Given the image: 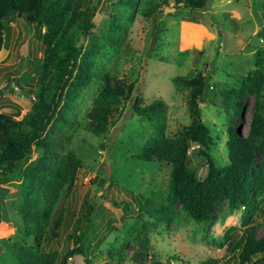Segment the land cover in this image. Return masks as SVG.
Here are the masks:
<instances>
[{
    "label": "rangeland",
    "instance_id": "obj_1",
    "mask_svg": "<svg viewBox=\"0 0 264 264\" xmlns=\"http://www.w3.org/2000/svg\"><path fill=\"white\" fill-rule=\"evenodd\" d=\"M145 1L136 0L132 4L130 0H65L66 7L70 8L66 10L65 23L72 16V10L79 8L80 15L70 34L77 36V46L82 48V56L93 59L98 55L100 65L104 63L115 79L132 83L133 95L141 99L142 107L162 102L164 135L167 137H179L183 128L192 121L189 91H177L172 79L191 72L210 76L213 85L210 99L205 104H198L202 121L209 128L208 152L217 168L224 171L230 165L229 128L246 138L254 112L257 111L264 119V0H214L210 8L204 6L198 10H190L183 3L176 5L174 0L168 1V4L164 0H152L160 6L148 18L140 12ZM165 8L169 9L168 12H165ZM83 13L92 15L91 23L94 25L86 37L79 31L84 20ZM4 24L6 31L3 35L5 46L0 52V89L9 83L8 79L12 76L16 82L10 84L14 89L12 93L4 92L0 96V114L9 115L24 124L41 90L46 89L47 100L55 91L51 68L36 87L24 85L32 81L30 73L35 72L44 58L43 41L47 28L43 25L39 30L38 26L20 17L7 20ZM258 33L261 45L250 47L249 42ZM112 36L113 44L107 39ZM79 63L80 58L76 66ZM22 75L24 78L20 81ZM244 80H247L249 88L244 109L234 117L232 123L233 118L225 114L222 101L226 93L238 91L244 85ZM99 89L100 82L95 78L83 85L77 82L71 92L70 87L66 88L54 119L58 120L55 132L66 133L65 150L80 158L82 164L73 187L69 188V184L64 187L49 225L38 242L43 246L50 238L61 207L81 214L86 193H90V202L95 207L93 224L84 225L81 229L83 233L88 229L86 238L82 239L89 246V256L74 255L65 264H133L132 243L125 246L122 254L116 252L124 230L137 222L138 216L136 213L125 215L122 209L112 205L111 199L134 202V195L154 194L164 198L169 193L170 164L144 163L134 158L155 134L157 122L134 113L131 110L133 101L121 102L122 112L116 115L114 125L106 134L97 137L84 130L87 114ZM16 114L18 116H14ZM63 117L75 119L76 122L66 125L62 122ZM255 146L260 149L255 171L264 178V136L259 137ZM198 151V147L190 143L187 165L196 179L203 181L207 164ZM38 157L39 151L33 147L28 160L19 165L14 174L0 175V188L7 190L4 204L0 202V264H15L10 250L12 243L21 242L34 247L38 244L34 237H25L19 215V208L25 202L21 192L25 170ZM103 178L109 182L103 190L106 198H102ZM5 195L0 190V197ZM258 199L264 211V196ZM131 207L135 208V202L131 203ZM177 211L175 222L160 225L150 233L147 251L150 260L154 257L161 264H166L169 257H174L177 261L171 264H205L208 259H220L224 255L223 260L229 258L227 241L223 242V237L228 231H234L232 236L238 235L244 228V206L232 210L228 200L223 201L208 227L188 218L181 206L177 207ZM252 221L258 224V238L262 237L264 215L258 212ZM70 227L59 234L52 243L53 248L50 245L41 248L45 253L52 251L58 254L54 264L62 263L65 249L76 248L73 241L68 239ZM260 264H264V261Z\"/></svg>",
    "mask_w": 264,
    "mask_h": 264
},
{
    "label": "trees",
    "instance_id": "obj_2",
    "mask_svg": "<svg viewBox=\"0 0 264 264\" xmlns=\"http://www.w3.org/2000/svg\"><path fill=\"white\" fill-rule=\"evenodd\" d=\"M168 1L170 0H164V3L168 4ZM207 1L174 0L176 5L183 3L190 10L204 8ZM130 2L134 4L136 0H130ZM159 6L158 2L146 0L141 5L140 12L148 18ZM69 9L66 7L65 0H0V52L5 46L3 37L6 31L5 21H10L14 17L24 18L27 23L38 26L39 30L45 25L47 32L43 41L44 58L38 63L35 72L30 73L33 77L32 81H27L24 85L29 88L36 87L38 81L41 82L51 68L53 69L51 80L55 89L50 95V100H47L46 89L41 90L39 99L33 104L32 112L25 119L24 124L27 127L9 115L0 114V175L14 174L18 166L28 160L33 147L39 151V157L25 170L24 185L21 187L25 202L19 208L25 237H34L35 243L38 244L34 247L21 242L12 243L10 250L15 264H54L58 254L52 251L45 253L42 249L47 248L48 245L53 248L52 243L70 225L71 233L68 239L73 241L76 248L65 249L61 264H65L74 255H83L85 258L89 256V246L83 240L86 238L88 229L85 233L82 230L84 225L93 224L95 207L90 202V193L84 196L81 214L78 215L76 210L68 211L65 207H61L50 238L43 246L38 239L42 238L43 230L49 225L53 209L64 187L69 184L70 188L75 184L77 171L82 164L80 158L71 151L65 150L66 133L55 132L54 128L58 120L54 121V119L57 110L62 104L66 88L70 87L71 92L77 82L83 85L93 78L100 82V89L87 114L84 130L97 137L106 134L114 125L116 115L122 112L121 102L133 101L131 110L134 113L150 117L157 122L155 134L146 143L144 149L134 155V158L144 163L165 162L171 166L169 193L164 198H158L154 194L134 195L136 200H134L135 208L133 209L131 207L133 201L111 199L112 205L122 209L125 215L136 213L138 216L137 222L131 223L124 230L123 237L118 240L116 253L122 254L125 246L132 243L133 264H161L154 257L150 260L148 256L149 235L160 225L175 222L178 218V206H181L188 218L208 227L215 219L220 204L228 200L232 210L244 206L242 218L244 228H241L240 235L232 236L234 231H228L223 237V242L227 241V250L230 255L227 260H223L224 255L220 259H208L205 264L262 263L264 235L258 238V224L252 221L256 213L260 212L264 215L258 199L264 196V178L255 171V161L260 152L255 143L258 142L259 137L264 136V119L261 115L257 111L254 112L246 138H242L236 130L229 128L230 165L224 171H220L208 152L209 128L202 121L198 104H205L210 99L213 88L210 83L211 77L191 72L186 76H177L172 79L177 91H189V113L192 121L183 128L179 137H167L164 135L165 117L162 102L157 101L142 107L141 99L133 95L132 83H127L125 79H115L104 63L100 65L98 55L93 59L82 56V48L77 46V36L70 34L72 26L76 24L80 15L79 8L72 10V16L65 23L66 10ZM82 16L84 20L79 26V31L86 37L94 25L91 23L90 13H83ZM107 39L113 44V36ZM79 58L80 63L76 66ZM23 78L22 75L19 80L22 81ZM72 79L75 81L72 82ZM8 82L13 85L16 82L15 77L9 78ZM259 83L261 85V80ZM243 84L235 93H226L222 101L225 114L233 118L232 123L234 117L241 114L244 109L249 88L247 80H244ZM62 120L66 125L76 122L75 119L70 120L64 117ZM52 122L53 126L47 131ZM190 143L198 147L199 155L206 161L207 174L203 181L196 179L187 165ZM107 183H109L107 179L103 178L102 198H106L103 190ZM0 190L6 194L0 197V202L4 204L7 190L5 188ZM175 259L169 257L166 264L177 261Z\"/></svg>",
    "mask_w": 264,
    "mask_h": 264
},
{
    "label": "water",
    "instance_id": "obj_3",
    "mask_svg": "<svg viewBox=\"0 0 264 264\" xmlns=\"http://www.w3.org/2000/svg\"><path fill=\"white\" fill-rule=\"evenodd\" d=\"M213 1L214 0H208L205 4V7L210 8ZM179 5H182V3H180ZM168 10H169L168 8H165V12H168ZM259 38H260V33H258L251 39V41L249 42L250 47H253V48L259 47L261 45ZM13 91L14 89L10 87V83H7L4 87L0 89V96H2L4 92L12 93Z\"/></svg>",
    "mask_w": 264,
    "mask_h": 264
}]
</instances>
